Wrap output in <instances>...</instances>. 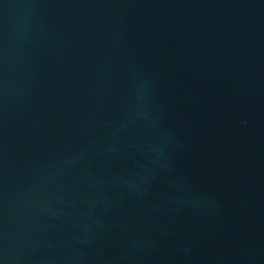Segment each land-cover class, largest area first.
I'll return each instance as SVG.
<instances>
[{
	"label": "water",
	"instance_id": "water-1",
	"mask_svg": "<svg viewBox=\"0 0 264 264\" xmlns=\"http://www.w3.org/2000/svg\"><path fill=\"white\" fill-rule=\"evenodd\" d=\"M0 264H264V0H0Z\"/></svg>",
	"mask_w": 264,
	"mask_h": 264
}]
</instances>
